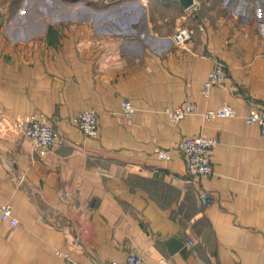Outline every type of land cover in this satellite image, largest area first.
Here are the masks:
<instances>
[{
  "label": "crops",
  "instance_id": "crops-1",
  "mask_svg": "<svg viewBox=\"0 0 264 264\" xmlns=\"http://www.w3.org/2000/svg\"><path fill=\"white\" fill-rule=\"evenodd\" d=\"M64 1L74 7L0 0V205L19 220L0 214V264L134 252L144 264H264V134L245 118L264 106V0H205L195 13L180 0ZM184 26L192 37L177 44ZM217 63L225 83L205 95ZM190 102L197 113H167ZM224 103L237 115L204 117ZM89 108L98 137L76 123ZM28 117L60 131L49 153L15 131ZM200 134L219 138L211 177L191 174L178 146ZM176 234L185 246L170 253L164 239Z\"/></svg>",
  "mask_w": 264,
  "mask_h": 264
},
{
  "label": "built area",
  "instance_id": "built-area-1",
  "mask_svg": "<svg viewBox=\"0 0 264 264\" xmlns=\"http://www.w3.org/2000/svg\"><path fill=\"white\" fill-rule=\"evenodd\" d=\"M205 0H194L190 9L192 13L199 11ZM193 30L187 26L178 29L174 33V41L177 44H182L192 37ZM226 70L222 63H217L209 74L208 79L203 86L205 95H209L213 87L224 85L226 79ZM136 110L135 105L126 100L123 103V112L127 117H131ZM198 112V105L195 102H190L185 105L175 106L172 109H167V113L174 121H180L187 115ZM237 110L234 106L224 103L217 108L208 109L204 113L206 119H216L218 117L236 116ZM248 123L258 124L264 134V106L253 105L250 111L245 115ZM76 123L79 128L86 134L92 137H98L100 134L99 115L96 109L89 108L81 111L76 117ZM15 129L24 135L31 138L38 152L42 155L50 152L58 144L61 133L54 127L52 122L37 117H28L25 122H17L14 124ZM219 144V138L209 135H196L184 137L179 148L186 155L188 170L191 174L199 177H211L214 174V152ZM156 152L160 158L169 159L171 150L160 146L156 147ZM200 197L206 204L213 201L212 195L207 190L200 191ZM1 218L10 222L11 225H17L19 220L13 213L12 205H0ZM145 257L141 252L131 253L126 260H113L110 264H144ZM64 264H83L72 257L69 253L65 254Z\"/></svg>",
  "mask_w": 264,
  "mask_h": 264
},
{
  "label": "rangeland",
  "instance_id": "rangeland-1",
  "mask_svg": "<svg viewBox=\"0 0 264 264\" xmlns=\"http://www.w3.org/2000/svg\"><path fill=\"white\" fill-rule=\"evenodd\" d=\"M41 2V3H45L47 5V8L49 10H60V9H71L72 7H74V4L72 2H67L64 0H27V2ZM246 4L247 7L251 9V7H253L255 5V1L254 0H246ZM263 4V3H262ZM263 8H264V4H263ZM57 10V11H58ZM61 11V10H60ZM17 131V130H15ZM22 133H24L23 131H21ZM49 153V152H48Z\"/></svg>",
  "mask_w": 264,
  "mask_h": 264
},
{
  "label": "water",
  "instance_id": "water-1",
  "mask_svg": "<svg viewBox=\"0 0 264 264\" xmlns=\"http://www.w3.org/2000/svg\"><path fill=\"white\" fill-rule=\"evenodd\" d=\"M180 2L187 8L192 5L194 0H180ZM164 242L168 245L170 253H175L185 246V241L178 234L166 237Z\"/></svg>",
  "mask_w": 264,
  "mask_h": 264
}]
</instances>
